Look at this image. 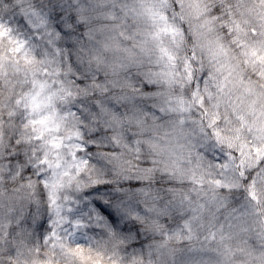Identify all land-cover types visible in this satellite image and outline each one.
<instances>
[{
    "label": "clouds",
    "instance_id": "clouds-1",
    "mask_svg": "<svg viewBox=\"0 0 264 264\" xmlns=\"http://www.w3.org/2000/svg\"><path fill=\"white\" fill-rule=\"evenodd\" d=\"M0 264H264V0H0Z\"/></svg>",
    "mask_w": 264,
    "mask_h": 264
}]
</instances>
